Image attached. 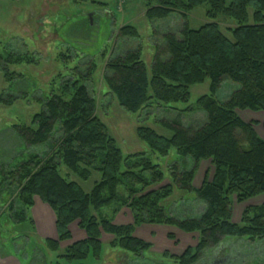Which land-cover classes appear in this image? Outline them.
<instances>
[{
  "label": "trees",
  "instance_id": "trees-1",
  "mask_svg": "<svg viewBox=\"0 0 264 264\" xmlns=\"http://www.w3.org/2000/svg\"><path fill=\"white\" fill-rule=\"evenodd\" d=\"M204 4L209 21L191 28L188 14ZM144 5L148 21L176 13L180 29L178 33L163 34L164 44L157 45L150 76L139 48L106 61L103 76L119 105L136 113L149 100L186 103L191 85L210 81L209 93L197 99L196 106L203 114L201 119L194 117V124L184 126L178 115L160 121L172 131L169 137L147 126L136 130L138 138L152 152L166 155L174 148L184 158L182 163L173 164V180L146 190L160 183L164 173L158 164L142 158L141 153L124 156L110 136L96 114L95 99L87 84L94 67L89 61L86 70L75 69L77 78H66L59 92L50 94L43 108L32 116L30 125L14 126L27 145L48 143L49 147L42 155L32 154L14 168L5 171L1 167L0 244L3 225L8 226L10 242L35 231L30 215L34 197L47 203L55 214L57 238L44 239L46 249L56 252L61 241L71 240L69 226L75 221L86 234L84 239L67 245L54 264H87L85 260L90 254L99 260L102 233L113 236L110 246L142 259L151 246L134 235L136 227L142 224L170 225L198 234L196 245L180 255L164 253L175 264H209L203 255L205 251L215 247L212 251L217 256L229 239L231 243L243 240L249 245L239 249L230 245L226 257L244 246L242 254L246 255L253 250L251 243L264 240V204L249 206L239 223L232 221L233 197L236 202H243L264 195V138L238 113L264 112V0H144ZM218 17L235 20V27L229 28L232 39L220 29L215 21ZM118 35L138 37L139 32L133 25L125 24ZM2 69L6 74V69ZM223 79L237 87L225 100H220L217 92ZM15 99V95L0 94L3 104ZM202 160H209L213 171L211 178L205 177L195 188L193 180ZM61 165L81 180H88L92 172H98L100 179L86 192L77 182L60 174ZM138 166L142 171L136 170ZM144 170L150 173L146 175ZM174 188L195 193L200 202L197 206L202 205L196 216L180 217L163 206ZM107 206L111 207L110 214L102 211ZM122 206L131 211V224L113 222L114 214Z\"/></svg>",
  "mask_w": 264,
  "mask_h": 264
},
{
  "label": "rangeland",
  "instance_id": "rangeland-1",
  "mask_svg": "<svg viewBox=\"0 0 264 264\" xmlns=\"http://www.w3.org/2000/svg\"><path fill=\"white\" fill-rule=\"evenodd\" d=\"M206 9L207 5L204 4L188 14L191 28H198L209 21L205 14ZM249 13L251 22V9ZM215 21L219 23L222 32L232 39L229 28L235 27V20L218 17ZM180 23L176 13H172L166 19L148 21L145 18L144 0H96L95 2L0 0V94L16 96L10 104L0 103V169L4 167L6 171L14 168L30 155H42L47 150L48 143L27 145L14 126L30 125L32 116L43 108L50 94L58 93L59 87L66 78H77L79 74L75 73V69L86 70L88 62L92 61L94 67L87 79V84L95 99L96 114L106 125L108 133L115 139L124 156L141 153L142 158H147L153 164L159 165L164 178L160 183L146 188L147 191L171 183L173 164L182 163L184 158L174 148L166 155L152 152L148 145L138 138L136 130L139 126H147L153 128L158 134L169 137L172 131L165 128L160 121L171 120L178 115L184 126L194 124V117L202 118L203 112L198 110L196 102L200 96L209 93V79L190 86V99L186 103L165 104L149 100L141 110L133 113L119 105L114 95L109 92L103 74L104 64L109 58L129 49L139 48L150 76L157 45L164 44L163 34L167 31L178 33ZM125 24L136 27L139 36H119L118 31ZM8 55H10L9 60ZM2 67L6 69V74ZM235 87H237L235 83L223 79L217 92L218 98L225 100ZM238 113L240 116L250 115L247 123H252L258 135L264 134L263 111L241 110ZM138 167L140 168L136 170L142 171V167ZM59 171L63 177L77 182L86 192H89L94 182L100 179L98 172H92L88 180H81L65 165H61ZM212 171L213 167L209 160L200 161L194 176L195 185L200 186L205 177L210 178ZM144 173L148 175L150 172L144 170ZM38 202L46 207L49 206L39 197H34L30 215L35 224V231H29L27 235H20L10 242L8 226H2L3 241L0 244V255H12L18 259L19 264H54L57 255L64 253L68 243L77 241V236L74 234L75 239L72 235L71 240L59 243L58 251L46 249L44 244L46 238L37 234L33 216V212L38 210V207L34 208ZM232 202V221L239 223L246 208L264 204V195H257L243 202H236L233 197ZM199 203L194 192L174 188L173 195L163 201V206L168 211H175V214L180 217L184 216L182 214L196 216V211L202 208L201 204L197 206ZM102 211L110 214L111 207H104ZM187 211L190 213L187 214ZM113 222L119 225L131 224L133 222L131 211L126 206L120 207L113 216ZM143 225H160L164 228L160 229L159 237L156 236L157 232L154 233L158 238L157 248H152L150 243V249L144 253L142 259H135L132 253L110 246L113 236L102 233L104 236L102 237L101 234V241H103L101 258L96 260L90 254L85 262L87 264H175L163 256L164 253L175 255L180 251L183 253L188 247H194L197 243V233H187L174 226L162 224H142L137 227ZM152 228L156 231L157 227ZM152 228L146 230L148 233L146 235L151 233L149 229ZM69 229L79 231L77 221L70 224ZM169 229H173L171 230L173 232H169ZM170 234L173 238L168 237ZM230 245L239 249V246L249 244L243 240L231 243L229 239L227 244L221 247L217 256H214L212 251L216 249L215 247L206 250L203 255L207 256L209 264H264V240L251 243L253 250L246 252V255L242 254L246 248L244 246L239 252L235 250L233 254L226 257L229 254ZM221 259L223 260L220 261ZM61 262L65 261L61 259Z\"/></svg>",
  "mask_w": 264,
  "mask_h": 264
},
{
  "label": "crops",
  "instance_id": "crops-1",
  "mask_svg": "<svg viewBox=\"0 0 264 264\" xmlns=\"http://www.w3.org/2000/svg\"><path fill=\"white\" fill-rule=\"evenodd\" d=\"M250 115H246V116H240L245 122H247V119ZM258 133V132H257ZM261 138H264V134L261 133L259 135ZM211 178V176H210ZM195 177H194V180H193V185L195 188H198L200 186H197L195 185ZM201 184V183H200ZM36 205V204H35ZM38 207V210L34 211L33 212V216H34V220L36 222V231H37V234L40 236V237H44V238H52V239H55L56 238V230H55V226H54V219H55V216H54V213L53 211L48 207H46V205L38 202V205L35 206L34 208ZM39 212V213H38ZM116 220V218H115ZM118 223H121V222H118ZM152 227H157L156 228V231L155 229H153ZM148 228H152V229H149V231L151 232L149 235H146L148 234L146 230H148ZM161 228H164L160 225H149V226H141V227H137L134 231V235L149 242V243H152V248H157V237L160 236V232H161ZM171 228V227H169ZM161 229V230H160ZM73 230V229H72ZM79 231H71L72 232V235H73V239H75L74 237V234L77 236V239L76 240H82L86 237L85 235V232L78 229ZM173 229H169L168 231L169 232H173L171 231ZM82 233H81V232ZM74 232V233H73ZM157 232V237H155L154 233ZM104 235L102 234V237ZM153 237V238H152ZM103 242V241H102ZM70 244V243H68ZM67 245V244H66ZM181 252V251H180ZM180 252H177L176 255H180L181 253ZM18 259L14 258V256L12 255H7V256H3V255H0V264H19L18 263Z\"/></svg>",
  "mask_w": 264,
  "mask_h": 264
},
{
  "label": "flooded vegetation",
  "instance_id": "flooded-vegetation-1",
  "mask_svg": "<svg viewBox=\"0 0 264 264\" xmlns=\"http://www.w3.org/2000/svg\"><path fill=\"white\" fill-rule=\"evenodd\" d=\"M199 262H204L205 263V261H203V260L202 261L200 260Z\"/></svg>",
  "mask_w": 264,
  "mask_h": 264
}]
</instances>
